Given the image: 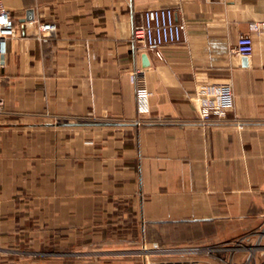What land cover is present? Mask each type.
Returning <instances> with one entry per match:
<instances>
[{"label":"crops","instance_id":"obj_1","mask_svg":"<svg viewBox=\"0 0 264 264\" xmlns=\"http://www.w3.org/2000/svg\"><path fill=\"white\" fill-rule=\"evenodd\" d=\"M2 2L16 29L0 54V264H88L92 247L126 244L113 232L158 248L160 232L180 225L184 242L203 241L220 221L233 220L221 228L228 237L235 220L264 216V28H249L264 21V0ZM156 7L185 24L162 59L130 41ZM42 23L57 26L47 41ZM242 33H251L248 57L231 52ZM136 68L151 92L147 113ZM222 82L234 107L202 123L194 97Z\"/></svg>","mask_w":264,"mask_h":264},{"label":"built area","instance_id":"obj_2","mask_svg":"<svg viewBox=\"0 0 264 264\" xmlns=\"http://www.w3.org/2000/svg\"><path fill=\"white\" fill-rule=\"evenodd\" d=\"M250 31L264 28V21L253 22ZM16 26L10 12L0 0V54L5 51L6 40L15 35ZM40 40L47 41L56 31L55 23H42L38 26ZM185 30V24L175 19L174 9L169 7L149 8L142 11L139 19L133 23L131 44L139 52L151 51L162 59V48L179 42ZM253 50L251 33L239 34L231 52L238 56L248 57ZM135 86V97L139 114L148 112L151 92L145 85L144 72L136 68L131 72ZM198 107L199 120L212 123L226 118L234 107L233 87L229 82L209 83L198 89L194 97ZM4 109V100L0 97V113ZM137 124L141 119L136 120ZM254 236V235H252ZM256 236V234H255ZM259 233L256 240L244 246L245 238L204 247H193L191 255L201 254L204 258L180 257L160 260L157 264H264V240ZM247 240V239H246Z\"/></svg>","mask_w":264,"mask_h":264},{"label":"rangeland","instance_id":"obj_3","mask_svg":"<svg viewBox=\"0 0 264 264\" xmlns=\"http://www.w3.org/2000/svg\"><path fill=\"white\" fill-rule=\"evenodd\" d=\"M233 220L228 221H220L218 224L219 232L218 235L216 236V231L214 230L215 228L212 227L215 233L216 237H213L212 240L206 239L203 241H200L198 239L192 240V241H185V237L187 232L185 233L183 229V226L180 225V228H176L177 230H169L164 233L160 232L161 234V240H160V246L158 248H153L151 245V240H149L147 237L146 239L142 238L140 234H136V232H129V231H123V232H113V235L115 234L114 237L121 238L123 241H125L123 246L117 247V248H104V247H92L91 248V262L88 264H98L97 261L100 258L104 259H114L112 261H115L114 263L111 264H157L158 261L160 260H165V259H172L175 257L173 254H183L186 252H189L191 248L193 247H199L197 246L198 244H204V243H210V242H215V243H223L227 241H232L235 239H240V238H245L244 246L254 242L258 236L259 233L263 234V240H264V216H260L257 218H244L241 220H235L234 222V228L236 231L234 233H231L230 236H223V230L221 231V228H226L230 224H233ZM240 223L241 228L239 225H236V223ZM205 227V226H204ZM205 230V228H203ZM207 231L203 233L204 235H207ZM108 236H110L111 233H104ZM162 234L164 236H162ZM256 234V236H255ZM254 235V236H252ZM113 237V238H114ZM138 239L139 241L137 244L131 245L127 240L131 238ZM247 239V240H246ZM165 242V246L162 245V243ZM209 245V244H204ZM56 251L60 252L63 251L65 252L66 249L59 247L56 249ZM171 254V255H168ZM61 254V253H60ZM190 256V255H187ZM53 264H61V263H53ZM71 264H82L80 262V259L76 263H71Z\"/></svg>","mask_w":264,"mask_h":264},{"label":"water","instance_id":"obj_4","mask_svg":"<svg viewBox=\"0 0 264 264\" xmlns=\"http://www.w3.org/2000/svg\"><path fill=\"white\" fill-rule=\"evenodd\" d=\"M29 14H30V16H28L27 19H26V20H28V21H29V20H32L31 12H29Z\"/></svg>","mask_w":264,"mask_h":264},{"label":"trees","instance_id":"obj_5","mask_svg":"<svg viewBox=\"0 0 264 264\" xmlns=\"http://www.w3.org/2000/svg\"><path fill=\"white\" fill-rule=\"evenodd\" d=\"M98 263V262H97Z\"/></svg>","mask_w":264,"mask_h":264}]
</instances>
